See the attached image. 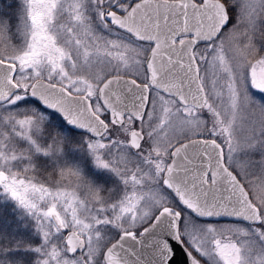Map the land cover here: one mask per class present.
I'll list each match as a JSON object with an SVG mask.
<instances>
[{
  "label": "snow or ice",
  "instance_id": "snow-or-ice-1",
  "mask_svg": "<svg viewBox=\"0 0 264 264\" xmlns=\"http://www.w3.org/2000/svg\"><path fill=\"white\" fill-rule=\"evenodd\" d=\"M0 264H264V0H0Z\"/></svg>",
  "mask_w": 264,
  "mask_h": 264
}]
</instances>
